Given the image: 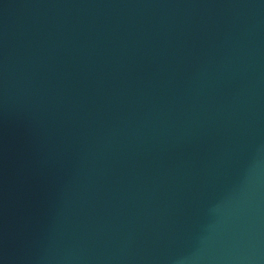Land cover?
I'll return each instance as SVG.
<instances>
[{"label": "water", "instance_id": "1", "mask_svg": "<svg viewBox=\"0 0 264 264\" xmlns=\"http://www.w3.org/2000/svg\"><path fill=\"white\" fill-rule=\"evenodd\" d=\"M0 264H264V0H0Z\"/></svg>", "mask_w": 264, "mask_h": 264}]
</instances>
